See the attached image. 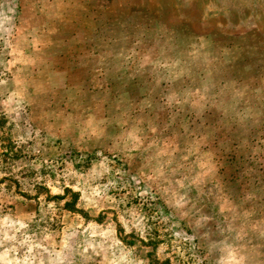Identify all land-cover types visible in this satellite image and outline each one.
I'll use <instances>...</instances> for the list:
<instances>
[{
  "label": "rangeland",
  "instance_id": "rangeland-1",
  "mask_svg": "<svg viewBox=\"0 0 264 264\" xmlns=\"http://www.w3.org/2000/svg\"><path fill=\"white\" fill-rule=\"evenodd\" d=\"M0 264H264V0H0Z\"/></svg>",
  "mask_w": 264,
  "mask_h": 264
},
{
  "label": "trees",
  "instance_id": "trees-1",
  "mask_svg": "<svg viewBox=\"0 0 264 264\" xmlns=\"http://www.w3.org/2000/svg\"><path fill=\"white\" fill-rule=\"evenodd\" d=\"M70 207H74V206H70Z\"/></svg>",
  "mask_w": 264,
  "mask_h": 264
}]
</instances>
